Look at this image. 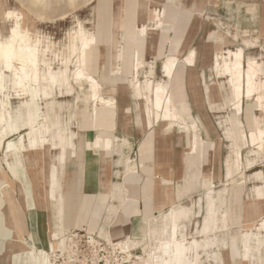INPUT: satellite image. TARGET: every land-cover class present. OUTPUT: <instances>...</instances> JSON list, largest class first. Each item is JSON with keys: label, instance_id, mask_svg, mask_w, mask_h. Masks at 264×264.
Wrapping results in <instances>:
<instances>
[{"label": "bare ground", "instance_id": "bare-ground-1", "mask_svg": "<svg viewBox=\"0 0 264 264\" xmlns=\"http://www.w3.org/2000/svg\"><path fill=\"white\" fill-rule=\"evenodd\" d=\"M17 1L21 3L24 11L7 10L4 19L10 22V26L6 35L0 33V152L4 153V158L0 156V167H5L13 181L23 187L27 210L35 229L36 213L31 201L24 155L27 152L48 148L58 153L56 156L58 165L69 157L65 132L70 121L74 120L75 125L78 124L80 96L88 97V107L83 111H89L87 127L97 133L92 142L95 151L126 148L128 143L127 141L118 143L117 138L111 140L101 137L102 133L109 130L108 121L114 114L116 106L113 98L104 97L102 86L92 73V55L97 43L95 34L86 29L81 20L74 16L76 26L68 31L66 42L57 46L50 37L33 34V26L29 24L33 18L41 21H63L68 14L65 8L75 11L91 0H28L27 4H23L21 0ZM149 12L152 16V24L138 27V35L144 38L149 31L161 32L162 29L169 28L163 22L164 8L150 9ZM108 20L109 27L110 18ZM176 53H178V44L174 45L172 54L166 56L161 64V80L154 79V67L146 64L148 71L141 81V69L145 65L139 60L138 51L135 49L133 54L135 63L130 84L136 100L143 102L148 128L164 124L168 131L179 129L180 132L188 134L190 148L185 156V176L176 187V199H182L195 189L205 190V215L200 224V233L205 237L202 247H218V232L225 229L228 224V213L224 210L225 198L221 191L213 194L212 179L206 178L204 170L199 166L214 150V146L213 143L205 142L200 138L193 130L195 127L193 122L186 123L183 116L187 112L179 109L172 97L170 84L179 63ZM116 60L122 65L123 47H120ZM184 62L188 65L193 64L194 51H190ZM121 65L117 70H113V74L121 73ZM212 71L216 78L224 79L225 99L232 112L233 125L241 128L238 138L251 147L254 154L264 156L262 118L254 116V128L249 132L242 128L240 122L244 100L255 102L256 110L264 114V63L245 57L243 48L237 47L234 50L216 52L212 60ZM69 96H73L71 102L59 101ZM14 99L18 101L16 106L12 104ZM66 114L69 116L68 121L65 119ZM217 125L224 138L234 144L235 135L230 128L231 122L228 117L219 120ZM14 136L17 138L12 139ZM140 164L142 167V159ZM127 168L129 171L135 170L130 160L127 162ZM224 168L225 177L232 185L245 183L244 180L241 182L235 180V176L239 173L242 176V157L239 151L234 153V157L230 156L226 159ZM56 175V165L52 164L47 173L48 197L51 199H54L58 188ZM250 180H254L256 184L249 198L254 202H264L263 172L261 170L254 172ZM6 188L8 184L0 185L1 198L4 197ZM60 200L62 206L75 203L71 199ZM179 222L180 215L175 209L160 212L151 219L143 217L142 224L149 242L143 246V256L137 258L140 264L197 263V249L200 243L193 241L187 246L179 239ZM12 231L4 226L0 218V255L4 252L5 243L13 239ZM36 231L33 230L29 236L32 247L30 249L26 247L28 250L21 253H13L9 258V264H51L50 253L53 255L55 251L53 241L64 247L65 239L57 232H52L50 242L40 248L39 234ZM261 231L264 232V218L261 221V228L256 233L246 231L242 235L241 248L244 258L250 252L256 251L261 259L264 249V233ZM210 233H213L212 238H209ZM126 240L128 239L124 238L110 247L126 254L128 253L124 248L128 242ZM108 242L112 243L110 239ZM132 243L136 246L142 245L143 240ZM190 254L195 255V261L190 260ZM219 261L223 262L222 259Z\"/></svg>", "mask_w": 264, "mask_h": 264}, {"label": "crops", "instance_id": "crops-1", "mask_svg": "<svg viewBox=\"0 0 264 264\" xmlns=\"http://www.w3.org/2000/svg\"><path fill=\"white\" fill-rule=\"evenodd\" d=\"M136 1L126 0L124 6L125 12L129 9V12L134 13L132 19L126 20L127 27L131 28L126 32V38L134 43L136 48L127 51L123 48L121 73L113 74L112 70L106 77H102V83H100L104 97L113 98L116 106L114 114L108 121L109 130L102 133L101 137L111 140L117 138L118 143L127 141L128 146L115 148L113 151L102 149L95 151L92 148V142L97 133L90 127L84 128L83 121L79 118L78 127H75L78 130L77 133L72 132L70 139L66 137L70 155L62 164L58 165L56 162L58 153L48 148L25 153L24 166L25 171L27 169L26 175L31 201L35 208L37 228H33L27 209L21 212V218L26 220L27 229L32 231L31 234L33 230L39 228V222L45 217V211L48 219L52 215L47 179L48 168L52 164L56 165L59 194L65 200H74L75 203L70 205L76 204L74 211L71 210L67 217L74 216L82 201L86 200L96 205L102 204L100 212L103 209L106 211L102 215L104 218L101 229L106 231V240H118L126 236L138 238L141 236L143 217L148 218L147 215L150 212L155 216L169 209L168 205L173 206L184 201L176 199V187L185 176V156L190 148L189 136L180 132L179 129L168 131L164 124L153 128L147 127L143 102L136 100L130 84L135 63L133 58L135 49L138 51L139 60L146 66L141 55H144L145 59L161 58L163 62L166 56L172 54L174 45L178 44L176 55H178L179 63L170 84L172 97L177 107L187 112L183 116L186 123L193 122L195 124L193 130L203 141L213 143L214 147V140L206 141L202 137L199 120L193 117L192 109L199 106L206 107L208 110L221 105V108L229 107L225 99L224 81H219L222 79L216 78L212 71L215 53L242 47L245 57L264 61V0H205L206 3L203 5L167 0L160 9L165 10L163 22L169 28L158 31L157 36L150 37L148 34L146 38L138 35L140 26L135 25ZM99 2L100 0L97 2L98 7ZM234 19L236 22L233 23ZM151 24L152 21L144 25ZM145 45H147L146 48ZM141 48L145 51H140ZM190 51H194V62L188 65L184 60ZM150 65L154 67L153 63ZM145 66L141 69V74ZM128 75H130L128 82L120 81ZM102 76L105 74L103 73ZM221 91L225 92V96L217 99L216 93ZM198 93L202 94L201 97L200 95L198 97ZM247 102L252 105V108H243L240 121L245 131L249 132L254 128V116L260 117V115L256 110L255 102ZM243 115L246 116L245 122L242 120ZM86 124L88 125V122ZM234 132H236L235 129ZM240 144L244 149H248L242 142ZM45 150L48 151V158L43 156ZM128 160L132 162L134 171L128 170ZM44 162L47 164L46 167ZM1 184L7 183L0 181ZM22 196L23 202L26 203L24 191ZM47 204L49 207L46 208ZM3 208L4 197H0V215L4 219L5 227L6 220H13L14 217L19 219L18 213L4 215ZM82 209L86 214L89 212L86 207ZM98 215L99 212H93L90 216L98 217ZM12 227L16 235L23 234L21 226L13 224Z\"/></svg>", "mask_w": 264, "mask_h": 264}, {"label": "rangeland", "instance_id": "rangeland-1", "mask_svg": "<svg viewBox=\"0 0 264 264\" xmlns=\"http://www.w3.org/2000/svg\"><path fill=\"white\" fill-rule=\"evenodd\" d=\"M23 4H27L28 0H21ZM179 3L184 4H197L203 5L206 3L205 0H179ZM98 0H91L83 6L78 7L75 11H69L65 8L68 13L66 19L63 21L45 20L33 18L29 24L33 26V34H40L48 36L57 46L66 42V35L69 30L76 26V18L81 20L84 27L95 34L97 43L94 47L95 50L92 55V73L97 78L99 83H102V77L112 70H117L121 63L116 60V55L120 47H123L125 51L136 48L134 43L129 42L126 38V32L131 28L126 25L128 18H133V11L125 12L123 10L126 0H100L99 7L97 6ZM110 3V4H109ZM129 3V2H128ZM167 3V0H137L135 4V15H136V26H141L152 21V16L149 12L150 9H160ZM21 3L17 0H0V33L6 35L10 22L4 19V13L7 10H16L23 12L24 8L20 5ZM76 18H75V17ZM111 16V17H110ZM127 16V18H126ZM110 18V24L108 22ZM112 18V19H111ZM236 19L233 20V23ZM158 31L148 32L149 36H157ZM121 36V37H120ZM112 39V40H111ZM144 46V45H143ZM237 46V45H235ZM147 45H145V48ZM97 48V52H96ZM145 51L141 48L140 51ZM145 64H154L156 81L160 79L159 67L162 62L161 58H147L141 55ZM50 58V57H49ZM264 62V61H263ZM117 67V68H116ZM148 71V66H145L144 72L140 76V80L143 81L145 78V72ZM103 73L105 76H102ZM130 75L123 77L121 80L128 82ZM224 81V79L219 80ZM195 94V93H190ZM201 97V93H198V97ZM217 99H222L225 96V92H217ZM88 97L80 96L78 99L79 107V118L83 121V127L86 128L89 118V111L84 112V108L88 107ZM73 96L59 99L60 102H71ZM17 100H12L13 106H16ZM222 106V105H221ZM217 106L214 109H209L203 106H199L192 109L193 117L199 120L201 126L202 137L204 140H214V150L206 156L204 162L200 164V168L204 170L205 177L212 179L211 191L215 194L218 191L223 192L225 198V211L228 213V224L225 229L218 232V247H202V241L205 237L200 233V224L205 215L204 210V197L205 190H194L191 193L186 194L182 199L181 203L176 205H168L169 209H175L180 215L178 238L183 240L187 246H190L193 241L200 243L197 249V263L195 264H264V249L261 259L258 257V253L250 252L247 257H243V249L241 248L242 235L248 231L249 233H256L261 228V221L264 218V202H254L251 197L252 190L256 182L250 180V177L254 172L261 170L264 176V156L262 154H254L253 149L249 148L247 144L238 138V133L241 128L233 125L232 112L230 107L226 106L221 108ZM252 105L246 100L243 101V108H252ZM258 114V113H257ZM262 126L264 128V114L261 115ZM263 116V117H262ZM68 114H66V120L68 121ZM228 117L231 122V130L235 135V143L231 144L227 141L221 129L218 128L217 122ZM246 116H242V120L245 122ZM75 121H70L69 127L66 129L65 135L67 138L71 136L72 132L77 133L78 124L75 125ZM241 122V121H240ZM244 129V125L242 124ZM234 129L236 132H234ZM245 130V129H244ZM17 138L14 136L12 139ZM70 139V138H69ZM243 143L248 149H244L240 144ZM241 146V150H240ZM239 151L242 157V173L240 176L236 175L235 180L237 182L245 181L242 185H232V183L225 177L224 164L228 157H234V153ZM242 152V153H241ZM45 158H48V151H44ZM243 154V155H242ZM1 158H4V153L0 152ZM11 159L9 158V161ZM44 164H46L44 162ZM47 164L45 165V167ZM2 168V167H1ZM27 171V169H26ZM7 169L4 167L0 169V181H4L8 184L4 193V208L2 213L4 215H15L18 213L19 219L6 220L7 229L13 230V239L5 243L4 252L0 256V264H9V258L13 253H21L32 247L30 242L31 230L28 231L26 226V220L21 218V212L27 209L26 203L23 202V188L20 183L12 181V177ZM8 194V195H7ZM191 195V196H190ZM190 196V197H189ZM189 197V198H188ZM64 199L58 192H55L54 199H50L52 215L48 219L46 211L44 218L39 222L38 246L43 248L48 242H50V235L52 232H57L61 238L65 239L64 247H60L57 241H53L55 244V251L52 255L50 253L51 264H74L76 261H80L84 257V252L87 245H97L98 243L108 246H113L116 242L122 240H111V244L108 239H105L106 231L102 230L103 227V214L105 209L100 212L101 205L90 204L89 201L80 202V208L75 212L74 216L69 218L68 214L74 211L75 205L62 206L60 199ZM105 206H107L105 204ZM49 205H46V208ZM83 207L89 209L86 214ZM17 208V209H16ZM19 209V210H18ZM164 211V212H165ZM93 212H99L98 217H91ZM57 213V215H56ZM73 214V213H72ZM148 218L151 219L154 216L153 213H148ZM13 215V216H14ZM65 216V217H64ZM52 217V218H51ZM4 223V219L0 215ZM99 218V219H98ZM21 221V222H20ZM18 222V223H17ZM14 225L21 226L23 234L16 235L14 233ZM5 226V225H4ZM37 228V226H36ZM25 230V231H24ZM29 232V235H28ZM262 232V231H261ZM264 233V232H262ZM213 233L209 235L212 238ZM17 237V238H16ZM128 241L124 246L128 253L124 256L125 264H140L137 260L138 257L143 256V246L149 242V237L145 235L143 224H141V236L138 238L126 236ZM123 238V239H124ZM143 240L142 245H133L132 242ZM129 241L131 243H129ZM23 242V243H22ZM20 245H19V244ZM12 244V245H11ZM28 249H27V248ZM215 254V255H213ZM191 261H195V255L190 254ZM222 259L223 262L219 260Z\"/></svg>", "mask_w": 264, "mask_h": 264}, {"label": "built area", "instance_id": "built-area-1", "mask_svg": "<svg viewBox=\"0 0 264 264\" xmlns=\"http://www.w3.org/2000/svg\"><path fill=\"white\" fill-rule=\"evenodd\" d=\"M84 257L74 264H125V253L114 250L112 247L98 243L97 245H87Z\"/></svg>", "mask_w": 264, "mask_h": 264}]
</instances>
